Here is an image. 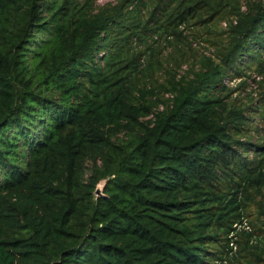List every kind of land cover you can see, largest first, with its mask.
Returning a JSON list of instances; mask_svg holds the SVG:
<instances>
[{"label": "trees", "instance_id": "16d2710c", "mask_svg": "<svg viewBox=\"0 0 264 264\" xmlns=\"http://www.w3.org/2000/svg\"><path fill=\"white\" fill-rule=\"evenodd\" d=\"M0 264H264V0H0Z\"/></svg>", "mask_w": 264, "mask_h": 264}, {"label": "rangeland", "instance_id": "374dc122", "mask_svg": "<svg viewBox=\"0 0 264 264\" xmlns=\"http://www.w3.org/2000/svg\"><path fill=\"white\" fill-rule=\"evenodd\" d=\"M118 0H98V4L99 5H103V4H106V3H116ZM189 40H190V42H192V46L194 47V48H199L200 49V52H198V54H199V57L201 56V55H214L215 54V51H214V48H212L209 44H205V42L204 43H202V42H200V41H198V40H194V38L193 37H189ZM186 47V46H185ZM189 49V48H188ZM173 51H174V49L172 48V47H168L167 48V50L165 51V53L168 55V54H170V53H173ZM185 67L186 66H184V68L183 69H185ZM236 80H234V81H227L226 83H228L229 85H231V86H233V85H235L236 84ZM253 85V87H250V88H248V91H250L252 88H255L256 86L254 85V83L252 84ZM104 185H105V181H102L100 184H99V187L101 188V189H103V187H104Z\"/></svg>", "mask_w": 264, "mask_h": 264}, {"label": "water", "instance_id": "95a60500", "mask_svg": "<svg viewBox=\"0 0 264 264\" xmlns=\"http://www.w3.org/2000/svg\"><path fill=\"white\" fill-rule=\"evenodd\" d=\"M103 189H101L99 186L97 187L96 193L100 194L102 192Z\"/></svg>", "mask_w": 264, "mask_h": 264}]
</instances>
